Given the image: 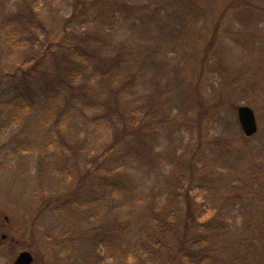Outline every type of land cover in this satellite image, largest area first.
Instances as JSON below:
<instances>
[{"label":"rangeland","instance_id":"374dc122","mask_svg":"<svg viewBox=\"0 0 264 264\" xmlns=\"http://www.w3.org/2000/svg\"><path fill=\"white\" fill-rule=\"evenodd\" d=\"M99 1L42 0V7L39 6L34 11L46 30L45 35L48 32L49 38H62L61 42L65 45L76 41V37L84 31L97 33L102 38L101 42L106 37L99 32L108 35L103 43H95L85 49L90 57L89 61H85L86 64L84 61L80 62V77H75V73L71 72L72 78H67L69 86H73L74 90L70 87V90L66 91L63 84L59 85L60 93L54 94L53 103L48 110L50 120L38 119L39 110H29V118H25L24 112L22 113L23 124L45 123L41 129L45 130L46 134L43 136L44 143L53 142L59 137L68 142L69 151L61 146L62 153L58 155L53 153L52 148L46 152H28L24 150L23 145L21 150L13 151L18 140L12 143V139L18 137V131H22L20 139L26 136L28 131L20 126L12 127L10 122L12 92L16 94L19 89L12 87V77L8 75L12 73V67L23 58L24 50L21 49L23 46L12 48L8 44L0 45V241L3 240L2 235L14 240L11 258L3 253L6 249L10 251V245L6 244V249L0 246V264H10L11 261L13 264L19 253L18 249L25 245L36 259L34 264H81L78 260L79 248L75 251V257L71 255L66 259L58 254L59 249L56 248L58 240L72 235V227H76V223H68L58 212L55 202L51 203L49 208L45 203L48 199L62 195L76 178L88 177L85 168L88 170L86 161L91 155L84 151V144L92 145L93 149L106 145L111 142V133L121 127L122 123L114 120L106 127L103 120H98L99 128L92 126V120L100 119L93 118V114L98 113L96 116H99L104 110V104H107L104 99L108 98L106 87L109 84L104 79V72L112 69L106 67L104 72L101 70L99 73L94 72L93 66L99 64V67H102L103 61L118 54L122 63L113 81L120 83L114 85L113 82V85L116 88L119 84H126L127 94H120L121 100L141 99L153 101L156 105V116L159 117L152 120L149 115H141L136 119L153 131L152 140L148 137L144 139L151 145L153 153L163 156L170 155L173 151L176 154L182 152V148L188 143L194 144L198 136L197 128L201 129L199 132L206 135L207 139L222 138L217 146H207L204 152L208 157L207 162L203 158L211 168L215 166L218 176H222L221 183L218 182L217 187L210 184V189L196 186L192 189V196L197 195L198 203L207 198L210 204L208 212L211 215L221 199L229 191L232 192V202L224 212V224L232 234L228 231L225 241L230 242L232 235L251 217L254 209L252 205L259 196V184L254 185V181L241 178L240 170L247 160L255 155L264 159V0H213L211 13H207V17L210 15L209 20L205 24L206 20L203 18L201 24L198 23L199 27L197 23L182 22L181 16L188 14L191 8L198 9L202 0H156L166 6L161 12L157 9L161 8L159 5L154 6V0ZM186 3H191L192 6H184ZM19 5V1L12 4V0H0V15L3 11L11 14L12 8L16 9ZM87 6L89 7L86 8L85 15H78L82 8ZM68 19L73 20L66 25L68 31L64 32L62 27ZM99 19L102 22H99ZM212 19L213 24H218L222 34L216 35L215 45L204 53L203 50L211 36L205 33L203 26H210ZM38 32L44 38L40 29ZM51 50L53 55L48 53L43 59V70H49L50 73L55 64L53 59L57 60L59 48ZM220 52L223 54L219 56V61L227 71L221 76L222 81L219 84V76L211 73L210 67ZM58 60L61 61L60 58ZM102 81L107 84H102ZM227 82L226 87L224 85ZM81 86L86 88L85 95L93 96L96 91H101L99 100L94 99V113L88 106L81 108V97L78 96L74 98L72 106H68L70 113L66 115L69 117L67 118L61 113L62 108L65 110L63 104H71V95L79 93ZM195 92L199 94V98L201 96V104L204 106L202 108H207L204 112H208V108L217 102L221 105V96L223 99L226 97L224 107L213 111L215 123L208 124L212 117L207 116L203 118L200 127L196 123ZM38 95H33L34 99H40ZM243 105L253 108L257 118L258 133L249 139L243 136L236 119L235 110ZM109 108L111 109L112 105ZM185 112L187 115L183 121ZM211 114L212 112L208 113ZM152 122L154 126L150 127ZM74 126H88L87 136L80 137L81 134H77L74 136V142L66 138L64 134L71 132L70 128ZM126 142L125 140L119 144L109 161L115 156L118 158L124 155L132 140ZM78 146L83 147L78 158L79 164L70 154L75 155ZM58 152L56 150V153ZM130 158L126 160L127 167L117 171V178L121 183L129 182L135 190L137 189V197H144L143 194L149 189L162 183L168 168L164 164L163 168L151 171L144 158H132L133 160L129 161ZM115 162L117 163L113 168L118 164V161ZM44 166H47L52 176L47 180H44ZM71 167L73 171H70ZM58 168H61L59 172L56 171ZM97 170L102 172L99 167ZM93 171L81 193L88 194L93 188L90 181L97 172L96 169ZM134 193L119 203L116 211V226L119 230L127 229V223L133 224L131 236H128L130 242H134L136 235L140 233L139 220L144 204V199L138 201ZM6 216L7 220L12 219L14 225L5 223ZM86 223V220L83 221L78 228L76 247L81 248L84 245L88 248L95 237L91 233L90 224ZM120 234L123 235L122 231ZM96 250L100 252L101 247H96ZM102 251L104 253V248ZM108 261L109 259L106 263Z\"/></svg>","mask_w":264,"mask_h":264},{"label":"trees","instance_id":"16d2710c","mask_svg":"<svg viewBox=\"0 0 264 264\" xmlns=\"http://www.w3.org/2000/svg\"><path fill=\"white\" fill-rule=\"evenodd\" d=\"M8 1L10 0H6V2ZM17 1L21 5L17 6L16 9L12 8L11 14H6V11H3L0 15V45L8 44L12 48L23 46L21 49L24 50L21 61L12 67V73L7 74L10 78L12 77V87L16 90L19 89L16 94L12 92V100L10 101L12 110H9L11 114L9 115L10 122H12V127L19 128L20 126L28 131L22 139H20L22 131H18L20 133L19 138L12 139V143L16 139L18 140L13 151L21 150V145H23L24 150L28 152H46L52 148L53 153L58 155L62 153L61 146L69 151L68 142L65 139L62 141L58 137V140L44 143L45 130L41 129L45 123L40 125L23 124L21 122V120L24 122L22 113L24 112L25 118H29V110H39L38 119L50 120L48 110L53 103L54 94L60 93L58 90L61 86L59 85L63 84L66 91L70 90V87L74 90L68 82V79L72 78L71 72L75 73V77H80V62L84 61V64H86L85 61H89L90 57L85 49L95 43L98 45L102 38L97 33L84 31L82 35L76 37V41L65 45L61 42L62 38H49L47 36L49 35L48 32L45 35L46 30L34 12L39 6L42 7V0H12V4L17 3ZM152 2L154 6L159 5L161 7L157 8L159 12L166 8L161 1L154 0ZM213 2V0L200 1L198 9L191 8L188 14L181 16V21L199 25L197 19L204 18L206 24L210 18V15L207 17V13H211ZM186 4L184 6H192L191 3ZM88 7H83L78 15L84 14ZM219 18L218 20H220ZM72 20L65 21L62 31H68L66 25ZM100 21L102 22L101 19H99ZM103 22L105 23V20ZM213 23L214 19H212L210 26H203L205 33L211 36L205 46L207 49L204 48L203 50L204 53L210 51L209 48L215 45L216 35L220 36L222 34L218 24ZM39 29L42 31L44 38L38 32ZM108 31L110 30L108 29ZM99 33L106 38L108 37L107 34L101 31ZM106 38L103 39V42ZM51 48L53 50L59 48V50L57 51V60L53 59L55 64L50 73L49 70H43V59L48 53L52 52ZM222 54L220 52V55L218 54L216 59L212 61L214 62L213 72L219 73L216 61L220 60L219 56ZM59 58L61 61L58 60ZM119 58L121 56L118 54L112 59L103 61L102 67H99V64L93 66L94 72L99 71V73L101 70L104 72L106 67H112V69L104 72L106 73L104 79L109 84L106 87V97L108 96V98L104 99L107 104H104V110L99 113V116H96L98 113H94L93 107L94 99L99 100L98 96L101 91H96V95L93 96L85 95L86 88L84 86L78 89L79 93L71 95V104L64 103L65 110L61 109L64 116L68 115L70 113L68 106H72L74 98L80 96L81 108L88 106L91 112L94 113L92 117L100 118L92 120V126L99 128L97 125L98 120H103L105 127L112 120L122 124L118 130L116 129L114 133H111L110 143H105L106 145L103 144L96 149H93L92 145L85 146L84 144V151L91 155L90 159L86 161L88 170L85 168V174L91 177L94 173L93 169L97 171L90 181V186L93 188L88 194L81 193V190L87 184L88 177H78L68 185L67 190L62 195L48 199L45 203L46 207L49 208L51 203L55 202V207L66 221L76 223V227H72L74 232L69 238L64 237L57 241L58 254L65 259L71 255L75 257V251L79 248L78 260L81 264H264V159L255 155L248 159L240 170L241 178L254 181V185L259 184V196L252 205L254 209L251 212V217L238 229V232L232 235L230 242H227L225 236L230 229L224 224V212L232 202L230 196L232 192L229 191L224 198H220V204L211 215L208 212L210 208L208 199L205 198L201 203H198L196 202L197 195L192 196V189L196 186L210 189V184L217 187L219 185L217 183H221L222 176H218L219 173L214 169L215 166L211 168L204 162L203 158L207 162L208 157L204 154L207 146H217L222 138L207 139L206 135L199 132L201 129L197 128L198 136L194 144L188 143L187 146L182 148V152L176 154L173 151L170 155L163 156L153 153L150 148L151 145L147 143V140H144L147 137L152 140L153 131L147 129L145 125H142L136 119L141 115L144 117L149 115L152 120L159 117L156 116V105L153 101H142L141 99L121 100L120 94H127V90H125L127 86L122 83L114 88V85L120 82L113 81L122 63ZM52 72L55 74H52ZM104 83L106 82L102 81V84ZM35 94H39L40 99H34ZM195 97L197 104V106H194V109H196L195 117L199 127L205 116L212 117L208 124L215 123V113L213 111L224 107V102L227 101L226 97L223 99L221 96V99L219 98L221 105L219 102L211 105L208 112H204L207 108L203 109L201 96L199 98L197 92H195ZM111 105L112 108L110 109ZM209 112H212V114L208 115ZM186 115L185 112L183 121ZM55 120H57L56 117ZM20 123L22 124L20 125ZM6 126L7 124L4 125V127ZM81 126L71 127V132L64 134V136L72 142L75 141L74 136L77 134H81L80 137L87 136L89 127ZM149 126L153 127L154 123L152 122ZM34 127H37V129H34ZM22 128L20 130H24ZM0 129H2V125ZM125 140L127 142L132 140V143L126 147L124 155L118 158L115 156L109 161V158L115 154L119 144ZM56 150L59 152L56 153ZM82 150L83 147L78 146L75 155L70 153L78 164V158ZM93 153H96L95 156H92ZM61 157L64 160V157ZM128 158H130L129 161L133 160L132 158H144L143 160L151 171L163 168L165 164L168 168L167 175L163 178L162 183L144 193V197H137V189L135 190L129 182L128 184L121 183L117 178V171L127 167L128 161L126 160ZM115 161H118V164L113 168V165L117 163ZM260 161H262L261 164ZM98 167L102 172L97 170ZM60 169L58 168L56 171L59 172ZM44 171H46L44 180L52 177L47 166H44ZM70 171H73L72 167ZM239 185L241 186V183ZM133 193L138 201L144 199V204L142 216L139 220L140 233L136 235L134 242H130L128 236H131V226L133 224L127 223V229L119 230L116 226V216L118 215L116 211L118 204ZM85 220L90 224L91 233L95 237L92 238L88 248L84 245L81 248L76 247L77 231ZM121 231L123 235L120 234ZM229 233L232 234L231 231ZM99 246L101 247L100 252L96 250V247ZM102 248H104V253ZM108 259L109 261L106 263Z\"/></svg>","mask_w":264,"mask_h":264},{"label":"water","instance_id":"95a60500","mask_svg":"<svg viewBox=\"0 0 264 264\" xmlns=\"http://www.w3.org/2000/svg\"><path fill=\"white\" fill-rule=\"evenodd\" d=\"M239 124L247 137L252 136L256 132V125L253 113L247 108L238 110ZM31 258L28 254H22L15 264H30Z\"/></svg>","mask_w":264,"mask_h":264},{"label":"flooded vegetation","instance_id":"af4514ba","mask_svg":"<svg viewBox=\"0 0 264 264\" xmlns=\"http://www.w3.org/2000/svg\"><path fill=\"white\" fill-rule=\"evenodd\" d=\"M5 237H6V236H4V235L2 236V239H3L2 241H5ZM0 238H1V236H0ZM6 241H8V240H6ZM6 241H5V242H6ZM11 242H12V239H11Z\"/></svg>","mask_w":264,"mask_h":264},{"label":"bare ground","instance_id":"6f19581e","mask_svg":"<svg viewBox=\"0 0 264 264\" xmlns=\"http://www.w3.org/2000/svg\"><path fill=\"white\" fill-rule=\"evenodd\" d=\"M186 19H188V20H189V19H191V18H186Z\"/></svg>","mask_w":264,"mask_h":264}]
</instances>
